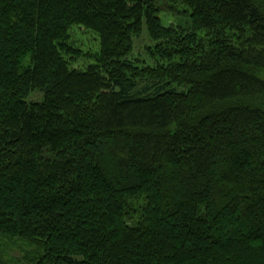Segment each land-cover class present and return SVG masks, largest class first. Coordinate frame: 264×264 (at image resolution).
Listing matches in <instances>:
<instances>
[{
    "label": "trees",
    "instance_id": "trees-1",
    "mask_svg": "<svg viewBox=\"0 0 264 264\" xmlns=\"http://www.w3.org/2000/svg\"><path fill=\"white\" fill-rule=\"evenodd\" d=\"M0 264H264V0H0Z\"/></svg>",
    "mask_w": 264,
    "mask_h": 264
},
{
    "label": "rangeland",
    "instance_id": "rangeland-1",
    "mask_svg": "<svg viewBox=\"0 0 264 264\" xmlns=\"http://www.w3.org/2000/svg\"><path fill=\"white\" fill-rule=\"evenodd\" d=\"M177 8L181 11L189 10L186 6L183 5H178ZM160 18L162 19L165 27H169L172 24H177V25H179L180 23L186 24L188 22L186 16H180V15L173 16V15L162 14ZM72 31H73L72 32L73 41L80 49H82L85 52L88 51L94 52L97 51V49H99L97 42L98 38L95 36L94 33L87 32L84 29H78V28H74ZM152 44H154V42H152V40L150 39L147 28L146 26H144V33L142 38L135 42V51L133 53V57H136L141 60H147L148 51L146 50V47L151 46ZM86 65H87V61L79 60L75 67L84 68ZM39 97H40L39 95L33 93L31 95L30 100L37 99ZM20 256H23V253L20 252Z\"/></svg>",
    "mask_w": 264,
    "mask_h": 264
}]
</instances>
